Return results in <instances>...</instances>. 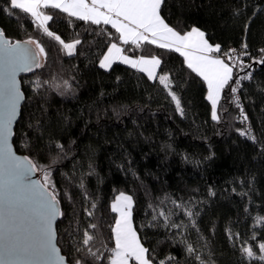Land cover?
<instances>
[{"label": "trees", "instance_id": "trees-1", "mask_svg": "<svg viewBox=\"0 0 264 264\" xmlns=\"http://www.w3.org/2000/svg\"><path fill=\"white\" fill-rule=\"evenodd\" d=\"M0 9V29L11 43L34 40L45 49L42 66L19 78L25 102L12 145L38 166L41 184L48 175L47 189L62 209L56 242L68 263L108 264L77 248H84L89 232L94 237L89 247L109 256L116 221L110 204L125 192L152 264H264L259 259L264 256L259 249L264 243V64L255 63L264 55L257 51L264 48V0H164L161 5L165 23L181 35L195 27L210 45L220 46L219 52L246 44L253 57L224 85L218 120L211 118L206 81L179 52L146 41L139 47L124 44L110 25L45 8L54 36L65 43L80 40L68 56L29 15L10 9L9 0H0ZM113 43L130 57L159 59L157 73L169 78L170 87L125 64L100 68ZM251 71L240 88L246 127L230 89L239 72ZM169 91L179 98L183 114ZM249 129L255 142L240 135ZM188 245L194 255L187 253ZM245 248L255 257L249 259Z\"/></svg>", "mask_w": 264, "mask_h": 264}, {"label": "snow or ice", "instance_id": "snow-or-ice-1", "mask_svg": "<svg viewBox=\"0 0 264 264\" xmlns=\"http://www.w3.org/2000/svg\"><path fill=\"white\" fill-rule=\"evenodd\" d=\"M163 3L164 0H91V4L87 0H9L10 9L29 15L48 37L59 41L68 56L75 54L80 40L65 43L58 35L54 36L46 26L47 22L52 20V16L42 14L39 11L41 7L60 9L69 17L91 21L93 24L101 22L105 25L110 24L120 34L124 44L131 42L139 47L141 41H146L179 52L185 57L188 68L207 82V99L212 104V119L218 120L216 106L219 92L232 78L233 69L222 59H214L208 55L219 52L220 46L210 45L204 39V32L193 27L190 32L181 35L169 27L160 14ZM101 9H105L106 12ZM8 14L12 15V12L9 11ZM2 38L3 32L0 31V41L5 45L0 48V264H53V262L64 264L63 257L59 255L53 243L55 239L53 222L61 213L55 195L46 190L48 175L45 173L43 184L31 180L38 166L27 157L21 159L15 156L8 143L12 135L13 122L17 117L19 102L23 99L17 76L19 73L40 68L42 65L38 55L46 56L45 49L34 40L27 41L28 44L36 45L39 52L35 53L19 43L9 45ZM243 47L247 48V45ZM122 51L115 43L111 44L107 54H103V58L99 61V67L107 70L114 61L119 60L140 72H145L149 79H157L155 70L161 63L159 59L153 57L133 60L122 56ZM231 51L234 52L235 49ZM261 52L264 53V49H261ZM247 54L242 52L240 55ZM255 63L264 64V55ZM245 67L248 65H241V70ZM158 79L166 89L170 87L166 75H161ZM242 79H251V75ZM236 90V88L232 89L233 92ZM169 95L175 102L177 110L183 114L179 98L171 91ZM237 106L239 107L238 103ZM244 120H247L246 116ZM246 133L255 142L256 138L251 136L250 129L241 131L240 135L244 136ZM131 203V197L121 194L111 207L113 212L120 213V217L115 221L113 229L115 249L110 251L108 257L98 255L97 251L89 247L94 238L89 232L84 233L82 240L84 248H77V251L86 250L87 255L95 258L97 262L106 259L108 264H129L130 260H134L135 264H152L147 257L148 249L142 246L131 227L128 210ZM93 209L95 204L87 210L89 216L94 215ZM187 215L191 219L192 212L188 211ZM173 226L179 227V225ZM90 227L95 228L96 225L91 224ZM193 227H195L194 223ZM259 249L264 253V243L259 245ZM186 251L190 255L195 254V249L191 245L187 246ZM243 251L249 259L255 257L252 249L245 248ZM173 259L172 256L167 257V260ZM196 259L200 260V257L197 256ZM259 259L264 260V256H260ZM76 264H81V261L77 260ZM159 264H166V261L162 260ZM200 264L205 262L201 260Z\"/></svg>", "mask_w": 264, "mask_h": 264}, {"label": "built area", "instance_id": "built-area-1", "mask_svg": "<svg viewBox=\"0 0 264 264\" xmlns=\"http://www.w3.org/2000/svg\"><path fill=\"white\" fill-rule=\"evenodd\" d=\"M232 49H235V51H231ZM264 49V48H262ZM258 52H261V49L257 50ZM242 52H247V55H243L241 56L240 54ZM216 58L218 59H222L224 62H226L230 67H232V69L237 70V68H241V65H247L248 63H250L251 61H253V57L252 55L247 51L246 48H230L227 49L226 51H222L219 53L214 54ZM238 71V70H237ZM253 75V72H247L245 74H240L238 73L235 77V81L234 83L231 85V94H232V100L235 104V109L238 110V112L240 113V119H241V123L244 124L246 127L248 125V123L246 122V120H244V114L242 113L243 110V103L240 100V88L241 85L243 83H245V81H248L250 79H242L245 76L248 75ZM233 88H236L237 90L235 92L232 91ZM237 103L239 104V107L237 106ZM247 134V133H246ZM247 138H249L248 135H246ZM251 136H253L251 134ZM250 139V138H249Z\"/></svg>", "mask_w": 264, "mask_h": 264}, {"label": "rangeland", "instance_id": "rangeland-1", "mask_svg": "<svg viewBox=\"0 0 264 264\" xmlns=\"http://www.w3.org/2000/svg\"><path fill=\"white\" fill-rule=\"evenodd\" d=\"M87 2L89 3V4H91V0H87ZM44 7H41L40 9H39V11L42 13V14H44V15H48L46 12H44ZM101 10H105V9H101ZM106 11V10H105ZM77 18V17H76ZM110 25V24H109ZM111 26V25H110ZM200 30V29H199ZM115 31H116V29H115ZM201 31V30H200ZM119 34V33H118ZM119 36H120V34H119ZM205 39V38H204ZM121 40V39H120ZM122 41V40H121ZM68 43H74V42H68ZM28 46H29V48L33 51V52H35V53H38L39 52V50L36 48V45L33 43V44H27ZM42 47V46H41ZM117 47H119V46H117ZM120 48V47H119ZM217 52H212V53H209L208 55L211 57V58H214V59H218V58H216L215 57V55L214 54H216ZM65 54L67 55V53H66V50H65ZM107 54V53H106ZM121 55L122 56H127V57H129V59H133V60H139V59H152L153 57H146V58H142V57H135V58H133V57H130L129 55H126V54H122L121 53ZM38 59H39V61H40V63H42L43 62V60H44V56L43 55H38ZM117 63H119V64H125V63H122V62H117ZM226 63V62H225ZM227 64V63H226ZM112 65H113V63H112ZM125 65H127V66H129L128 64H125ZM112 67V66H111ZM130 67V66H129ZM230 67V66H229ZM157 69H158V67L156 68V70H155V72H156V77L158 76V78H159V76H161V75H158V73H157ZM232 76H233V71H232ZM201 77V76H200ZM203 78V77H202ZM204 80V79H203ZM205 81V80H204ZM230 81V80H229ZM206 85H207V82H206ZM224 87V86H223ZM222 89L223 88H221V90H220V92H219V99H220V97H221V94H222ZM207 92H208V85H207ZM207 96H208V93H207ZM208 100V99H207ZM219 101V100H218ZM208 102L210 103V106H211V118H212V104H211V101H209L208 100ZM217 105H218V102H217ZM216 108H217V106H216ZM213 120V119H212ZM121 194H123V195H125V196H129V197H131V195H128V194H126L125 192H119V194H117V196L115 197V199L111 202V204H110V206L112 207V205L114 204V203H116L117 202V200H118V198L121 196ZM131 201H132V197H131ZM132 207H133V205H132V203H131V206H130V208L128 209L129 211H130V222H131V227H132V229H133V231L136 233V236H137V232H136V230H135V227H133V221H132V216H131V211H132ZM115 213V217H116V220L117 219H119V217H120V213L119 212H114ZM115 227V224H114V226H113V228ZM137 238H138V236H137ZM114 239H115V233H114ZM139 239V238H138ZM140 241V240H139ZM141 243V242H140ZM114 249H115V245H114ZM129 264H135V261L134 260H130L129 261Z\"/></svg>", "mask_w": 264, "mask_h": 264}, {"label": "water", "instance_id": "water-1", "mask_svg": "<svg viewBox=\"0 0 264 264\" xmlns=\"http://www.w3.org/2000/svg\"><path fill=\"white\" fill-rule=\"evenodd\" d=\"M0 31H1V29H0ZM2 40H6V41L8 42L9 45H13V44H17V43H19L22 47H28V48H29V46L27 45V44H28L27 42L22 43V42L14 41L13 43H11V41H10L6 36H4V35H3ZM3 47H5V45L2 43V41H0V48H3ZM31 72H32V71H31ZM28 73H30V72H27V73H19L18 76H17L18 86H19L20 92L22 93L23 99L19 102V105H18V111H17V117H16V119L14 120L13 125H12V135L9 137V140H8L9 146L11 147L13 154H14L15 156L21 158V159H23L24 156H20V155H17V154H16V152L14 151V147H13V145H12V140H13V137H14V134H13L14 129H15V127H16V125H17V121L19 120V117H20V113H21V112H20V109H21L22 105H23L24 102H25V101H24V94H23V91L21 90V82H20V79H19V78H20L21 76H26V74H28ZM239 73H240V72H239ZM240 74H242V73H240ZM31 180L40 183L39 180H38V178L36 177L35 172L32 174V176H31ZM40 184H41V183H40ZM46 190H47V192H50L47 188H46ZM51 193H52V192H51ZM57 206H58V209H59V211H60V213H61L62 209H60V205L58 204ZM59 217H60V216H59ZM59 217L57 218L56 221L53 222V230H54V232H55V239H54L53 243L55 244L56 248L58 249V251H59V255H60L61 257H63L64 264H70V263H68V262L66 261L65 257L62 255V252H60L59 247H58L57 242H56V240H57L56 223H57ZM53 264H55V262H53Z\"/></svg>", "mask_w": 264, "mask_h": 264}, {"label": "crops", "instance_id": "crops-1", "mask_svg": "<svg viewBox=\"0 0 264 264\" xmlns=\"http://www.w3.org/2000/svg\"><path fill=\"white\" fill-rule=\"evenodd\" d=\"M101 11H105V10H101ZM106 12V11H105ZM121 20H122V18H121ZM123 23H127V21H122ZM131 26V25H130ZM190 32V31H189ZM187 34V33H186ZM185 35V34H184ZM149 38H151V37H149ZM141 42H145V41H141ZM213 47H215V46H213ZM110 48V47H109ZM108 48V49H109ZM108 49H107V51H108ZM107 51L105 52V54L107 53ZM122 54H123V52H121ZM217 53H219V52H217ZM193 54H195V53H193ZM183 57V59H184V61L186 62V64H187V61L185 60V57L184 56H182ZM103 58V57H102ZM114 62H119V60H116V61H114ZM113 62V63H114ZM131 67V66H130ZM133 69H135V68H133ZM143 73H145V72H143ZM146 74V73H145ZM157 79H158V76H157ZM203 79V78H202ZM152 80H155V79H152Z\"/></svg>", "mask_w": 264, "mask_h": 264}]
</instances>
